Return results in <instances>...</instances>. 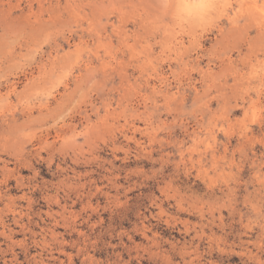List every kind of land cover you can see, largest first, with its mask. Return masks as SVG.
Listing matches in <instances>:
<instances>
[{
	"label": "rangeland",
	"instance_id": "374dc122",
	"mask_svg": "<svg viewBox=\"0 0 264 264\" xmlns=\"http://www.w3.org/2000/svg\"><path fill=\"white\" fill-rule=\"evenodd\" d=\"M230 3L192 37L0 0V264H264V0Z\"/></svg>",
	"mask_w": 264,
	"mask_h": 264
},
{
	"label": "clouds",
	"instance_id": "9594fccd",
	"mask_svg": "<svg viewBox=\"0 0 264 264\" xmlns=\"http://www.w3.org/2000/svg\"><path fill=\"white\" fill-rule=\"evenodd\" d=\"M153 8L162 27L195 37L216 27L233 5L230 0H153Z\"/></svg>",
	"mask_w": 264,
	"mask_h": 264
},
{
	"label": "bare ground",
	"instance_id": "6f19581e",
	"mask_svg": "<svg viewBox=\"0 0 264 264\" xmlns=\"http://www.w3.org/2000/svg\"><path fill=\"white\" fill-rule=\"evenodd\" d=\"M258 13V12H257ZM262 13H264V11L262 12ZM261 14V13H260ZM264 16V15H263ZM262 17V16H261Z\"/></svg>",
	"mask_w": 264,
	"mask_h": 264
}]
</instances>
